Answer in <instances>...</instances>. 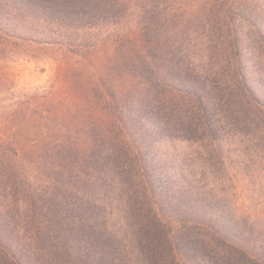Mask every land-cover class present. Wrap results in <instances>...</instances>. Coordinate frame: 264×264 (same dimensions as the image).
Masks as SVG:
<instances>
[{
    "label": "trees",
    "instance_id": "trees-1",
    "mask_svg": "<svg viewBox=\"0 0 264 264\" xmlns=\"http://www.w3.org/2000/svg\"><path fill=\"white\" fill-rule=\"evenodd\" d=\"M188 4L0 0V264H264L235 220L178 204L162 144L212 145L232 111L264 118L243 37L216 0ZM40 51L56 85L19 90L11 64Z\"/></svg>",
    "mask_w": 264,
    "mask_h": 264
},
{
    "label": "rangeland",
    "instance_id": "rangeland-1",
    "mask_svg": "<svg viewBox=\"0 0 264 264\" xmlns=\"http://www.w3.org/2000/svg\"><path fill=\"white\" fill-rule=\"evenodd\" d=\"M185 1L188 5H198L204 0ZM216 2L221 18L232 22L243 37L242 80L248 88L246 93H251L250 102L264 110V0ZM236 56L240 58L239 53ZM55 57V52L40 51L38 58L16 59L10 72L19 90L53 89L59 66ZM226 78L227 91L236 92L232 77ZM216 81L210 78L209 84L214 88ZM235 99L241 103L236 107L246 106L239 97ZM226 104L227 99L222 101V106ZM246 114L247 108L239 118L236 111L225 114L221 121L224 134L212 145L207 141L195 145L163 143L162 149L175 158L170 160V170L178 179V191L182 192L178 194L181 210L193 205L209 211L210 218L235 220L241 229L234 235L243 238L241 241L264 262V118L249 112L250 117L246 119ZM190 194L191 200H188L186 196ZM175 214L171 218L181 213Z\"/></svg>",
    "mask_w": 264,
    "mask_h": 264
}]
</instances>
